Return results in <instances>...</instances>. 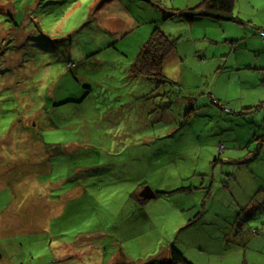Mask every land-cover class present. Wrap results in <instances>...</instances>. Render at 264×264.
<instances>
[{"label":"rangeland","instance_id":"obj_1","mask_svg":"<svg viewBox=\"0 0 264 264\" xmlns=\"http://www.w3.org/2000/svg\"><path fill=\"white\" fill-rule=\"evenodd\" d=\"M103 2L0 0V264H147L172 248L193 264H264V0H236L240 25L226 22L252 68L217 78L226 23L202 17L185 60L140 78L152 87L129 68L153 28L179 39L184 19ZM145 187L163 194L141 199Z\"/></svg>","mask_w":264,"mask_h":264},{"label":"trees","instance_id":"obj_2","mask_svg":"<svg viewBox=\"0 0 264 264\" xmlns=\"http://www.w3.org/2000/svg\"><path fill=\"white\" fill-rule=\"evenodd\" d=\"M148 4H154L157 7H162L160 0H138ZM236 7V0H203L200 5L193 9L179 12V15L187 21L192 23L202 17H210L215 21H230L237 22L234 16ZM173 13L172 15H174ZM260 32H264L262 29ZM19 33V32H18ZM35 39V37H34ZM25 41L18 45V51H22ZM177 47V39L166 35L159 28H155L148 39L143 45L142 50L137 55L135 62L132 66V73L136 77L146 78L149 81L156 83L162 82L164 78V65L173 56ZM212 103L219 106V100L213 95L209 94ZM216 100L218 103H215ZM67 103V102H66ZM251 156V155H250ZM245 161V160H244ZM157 197L163 193L157 192ZM140 200L139 198H137ZM257 231V230H256ZM147 264H193L190 263L184 255L177 249L172 248L170 258L164 260H154Z\"/></svg>","mask_w":264,"mask_h":264},{"label":"crops","instance_id":"obj_3","mask_svg":"<svg viewBox=\"0 0 264 264\" xmlns=\"http://www.w3.org/2000/svg\"><path fill=\"white\" fill-rule=\"evenodd\" d=\"M108 0H104V2H107ZM138 1V0H137ZM161 1V0H160ZM176 5H173L176 9H170V8H167V7H157V6H155L154 4H147V5H149L150 7H152V11L153 12H151V16H150V19H156L157 20V22H158V25L160 26V24L161 23H165V24H168L171 28H173V27H175V25H173V22L172 21H175L174 20V18L171 20V21H169V22H165V20L168 18V17H174V16H179L180 18H182V16H180L179 15V12H181V11H186V10H188V9H191V8H193L192 6H191V2L188 0V2H187V0H172ZM103 2V3H104ZM142 2V1H141ZM103 3H102V5H103ZM130 3H133V2H130ZM145 3V2H144ZM102 5L100 6V7H98V10H100L101 8H102ZM140 4H135V7L138 9V6H139ZM195 7H197V6H195ZM194 7V8H195ZM236 8V7H235ZM97 10V11H98ZM173 13H175L174 15H172ZM132 15V14H131ZM110 16V15H109ZM119 17H120V15H119V13L118 12H115V13H112L111 14V18H114V19H116V21H119ZM132 17L133 18H130V22H129V25H131V26H137L138 25V17H137V14H135V15H132ZM161 18H163V19H161ZM237 18V17H236ZM149 19V20H150ZM212 19V18H211ZM239 20H240V13H239ZM202 21V18L201 19H199V20H196V21H194V22H192V23H188L187 21V23H188V25L186 26V22H185V20H184V22H183V20L182 21H179V22H176L177 23V25L179 26V25H182L183 26V29H184V31L183 32H185V33H181V32H179V34H178V36H179V39H177V47H176V49H175V51H174V54H173V56L165 63V65H164V68H165V66L168 64V62L169 61H171V63H178L177 62V60H180V61H183V60H185V58L184 57H182L183 55H181V50H179V47H180V45H182L181 43H182V41H183V38H184V36L186 35H190L191 37H193V35L195 34V32H196V30L198 29V27H197V25H198V23H200ZM204 21H207L206 23L207 24H209L210 26H212L213 27V23L212 22H210L209 20H208V18H206V20H204ZM217 23H226V22H228V21H216ZM237 22H238V24L240 25V21H238V18H237ZM237 22H233V23H237ZM228 24L226 23V24H220V26H219V28L221 29V31H222V33L226 36H224L225 37V39L222 37L220 40H223V42H222V44H224V46H225V48H227V47H229L230 46V44H231V47H230V50L228 51V52H226V57H227V59H226V62H225V65H220V66H218L217 68H216V71H217V78H221L225 73H232V72H234V71H238V72H240V66L242 65V63H244V62H246L245 63V65L243 66L244 68H252L251 67V63H250V61H251V59L252 58H250V59H245L244 58V55L243 56H241L240 55V45L238 44V42H239V40L240 39H245L244 37H242L241 36V34L242 33H240V32H236V33H239V37H236V38H234V37H229V32H226V27H230V26H227ZM238 25V26H239ZM210 26H207L206 27V29L205 30H201L200 31V33H203L204 34V37H203V41H205V42H208V32H210ZM237 26V28L240 30V28ZM126 31L127 30H130L132 27H130L129 28V26H128V24L126 25ZM156 28H160V27H156ZM155 28H153V30H154ZM161 29V28H160ZM152 30V31H153ZM262 30V29H261ZM151 31V32H152ZM162 32H166V31H162ZM168 32H177V29H171V30H169ZM128 32H124L123 34H127ZM258 33H260V32H258ZM173 34H175V33H173ZM121 37H124V36H122V35H120V38ZM70 38V40H71V37H69ZM260 38V37H259ZM198 39H194V41H197ZM246 40V39H245ZM148 41V40H147ZM211 41V40H210ZM235 41H237V43H236V45H233L234 44V42ZM262 41V40H261ZM229 42V43H228ZM49 45L51 44V41L48 39V42H47ZM211 44V43H210ZM261 45H263L264 46V42H262L261 43ZM232 46H233V49H232ZM30 47H32L31 45H30ZM62 47H64V46H62ZM260 47V46H259ZM143 48V47H142ZM207 47H203V48H199L198 47V44H197V42L194 44V49H195V53H198L199 55L200 54H202V56H204L205 55V58H203L202 60H200V61H207L208 60V58L206 57V56H210V55H207V49H206ZM238 48V50L235 52V50ZM251 50H246V52H250V53H252L253 54V47L251 46V47H249ZM32 52V51H31ZM230 52V53H229ZM242 52V51H241ZM140 53V52H139ZM138 53V54H139ZM192 55H193V53H192ZM256 56H258L257 54H256ZM197 57V56H196ZM209 58H215V54H214V52H212V55L209 57ZM177 59V60H176ZM247 60V61H246ZM71 62H69L68 64H70ZM133 62H132V65H131V67L129 68V71H130V74H128L129 76H130V78H133V80H135V82H137V83H139V82H141V81H145L146 83H145V85H149V82H147L146 80H142V79H140V77L139 78H137L136 76H134L133 75V73H132V66H133ZM150 87H152V84H150L149 85ZM145 92L147 93L148 91H147V89H145ZM209 94H211V93H208V95H207V99H206V101H208V102H210V104L212 105V106H216V105H214L213 103H212V100H211V98H209ZM212 95V94H211ZM217 100H219V101H221V99H219L218 97H216V95H213ZM227 99H225L224 101H226ZM218 106V105H217ZM221 111H225V110H221ZM251 156H252V154H250ZM241 159V158H240ZM254 237V236H253Z\"/></svg>","mask_w":264,"mask_h":264},{"label":"water","instance_id":"obj_4","mask_svg":"<svg viewBox=\"0 0 264 264\" xmlns=\"http://www.w3.org/2000/svg\"><path fill=\"white\" fill-rule=\"evenodd\" d=\"M141 199H152L156 198L157 194L150 187H145L139 194Z\"/></svg>","mask_w":264,"mask_h":264},{"label":"built area","instance_id":"obj_5","mask_svg":"<svg viewBox=\"0 0 264 264\" xmlns=\"http://www.w3.org/2000/svg\"><path fill=\"white\" fill-rule=\"evenodd\" d=\"M261 37L264 39V32H260ZM215 103H218L216 100H214ZM220 105V104H219Z\"/></svg>","mask_w":264,"mask_h":264}]
</instances>
